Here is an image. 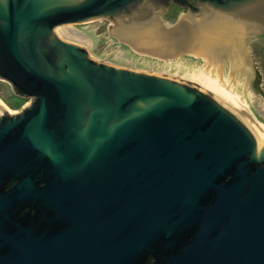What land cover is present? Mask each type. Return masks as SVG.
Returning <instances> with one entry per match:
<instances>
[{"label": "water", "instance_id": "1", "mask_svg": "<svg viewBox=\"0 0 264 264\" xmlns=\"http://www.w3.org/2000/svg\"><path fill=\"white\" fill-rule=\"evenodd\" d=\"M142 1L0 0V79L37 99L8 120L0 105V264H264L246 128L185 85L94 62L68 29L104 18L144 56L225 58L261 92L245 46L264 0H198L172 28Z\"/></svg>", "mask_w": 264, "mask_h": 264}, {"label": "bare ground", "instance_id": "2", "mask_svg": "<svg viewBox=\"0 0 264 264\" xmlns=\"http://www.w3.org/2000/svg\"><path fill=\"white\" fill-rule=\"evenodd\" d=\"M199 19L200 16L195 18V20ZM75 26L68 25L69 31L87 40L90 43V51H92L96 45L94 34L87 32V29H80L77 28L79 26ZM111 37L114 36L111 35ZM116 41L118 45L127 47L129 58L132 61L124 63L117 58L116 61L110 63L111 67L122 70H126L128 67V69H133L134 72L163 78L196 90L218 103L226 112L232 114L250 134L255 149L264 151V122L260 121L254 111L253 93L250 92L251 87L235 77L227 59L188 55L150 57L140 54L130 45L121 42L117 38ZM245 49L247 50V48ZM0 105L9 114L11 113V110L1 99Z\"/></svg>", "mask_w": 264, "mask_h": 264}, {"label": "rangeland", "instance_id": "3", "mask_svg": "<svg viewBox=\"0 0 264 264\" xmlns=\"http://www.w3.org/2000/svg\"><path fill=\"white\" fill-rule=\"evenodd\" d=\"M185 14H187L185 11L179 8H173L168 14H162L160 20L165 28H172L178 24L181 17ZM76 26H79L77 28L80 29H87V32H92L94 34L96 45L92 51H89L90 57L94 62L111 66L110 63L114 60L116 61L117 58L124 63H130L132 61V59L129 58V50L127 47L118 45L116 38L111 37L109 32L111 21L100 18L95 21L77 24ZM245 48H247L250 59L253 62V68L261 88V92L251 88L250 92L253 93V108L260 121L264 122V35L255 37ZM139 63L141 64V61ZM132 70L133 69H128V67L126 68V71L134 72ZM0 99L11 110V115L20 113L25 105L31 103V100L21 99L14 92L11 84L2 79H0Z\"/></svg>", "mask_w": 264, "mask_h": 264}, {"label": "flooded vegetation", "instance_id": "4", "mask_svg": "<svg viewBox=\"0 0 264 264\" xmlns=\"http://www.w3.org/2000/svg\"><path fill=\"white\" fill-rule=\"evenodd\" d=\"M207 0H205L206 2ZM149 4L153 6L154 12L156 11L159 14V17L163 14H168L171 12L173 8H179L183 11H185L187 14L197 13V10H199L200 4L198 0H143L140 3V9L139 11H142L144 8H146ZM196 15V14H195ZM21 98V97H20ZM24 100V98H21ZM25 100H31L30 105L26 106L23 111L20 114L8 116L5 120H8L10 118H18L21 115H23L26 111V108L33 105L35 102H37V99L35 98H29ZM263 165H260V168H262ZM17 183H13L10 186H8V189L13 188ZM43 185H40L42 187Z\"/></svg>", "mask_w": 264, "mask_h": 264}]
</instances>
